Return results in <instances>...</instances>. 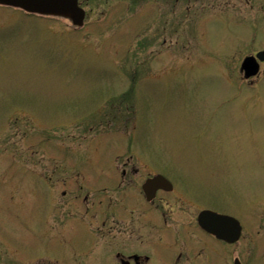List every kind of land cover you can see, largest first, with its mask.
<instances>
[{"label":"rangeland","instance_id":"374dc122","mask_svg":"<svg viewBox=\"0 0 264 264\" xmlns=\"http://www.w3.org/2000/svg\"><path fill=\"white\" fill-rule=\"evenodd\" d=\"M81 6L73 27L0 5V264H108L98 201L144 199L142 179L157 172L174 183L164 201L243 226L232 245L192 227L206 249L179 241L172 264H264V64L250 79L240 68L264 49V0ZM81 201L98 215L78 222ZM174 217L169 226L187 219Z\"/></svg>","mask_w":264,"mask_h":264},{"label":"flooded vegetation","instance_id":"af4514ba","mask_svg":"<svg viewBox=\"0 0 264 264\" xmlns=\"http://www.w3.org/2000/svg\"><path fill=\"white\" fill-rule=\"evenodd\" d=\"M261 64H264V61ZM113 171L115 172L113 173V177L116 182L115 174H117V171H115V169ZM119 173L121 174V179H123V181L127 178L130 179L132 182L131 186L139 184V179L141 178L138 176L139 170L137 167L123 166ZM146 178H148V176L144 179ZM144 179H142L143 182ZM131 182H128V185H130ZM119 183L120 177L118 184ZM111 190L114 192L118 190V188L112 187ZM123 192L120 201L112 202V199L109 201H98V203L100 202L102 204L104 202L107 205L108 221L110 220L108 229L104 232L105 234H108L110 240L108 264H154L152 261L154 260L153 255H161L164 257L165 260L162 264H172V253L174 248L177 247L179 241L181 244H188V242L191 243L189 245L190 248H193L194 244H197L201 246L202 249H206V241L204 242L200 239L199 242H194L192 227L193 229L196 228L200 232L201 238H206L207 241H211L210 239H212L216 242L225 243L200 228L197 218L198 214L204 210V208L223 214H226L225 211H220L213 207L198 206L194 216L193 212L192 215H189L188 213L190 212L189 206L195 201H164L163 198L158 197L162 190H158L156 196L149 201L146 200L145 195L141 190L144 199L132 201L123 198ZM81 202L83 213H78V222H81L80 219H93L98 215L94 213L93 201ZM191 207H194V205ZM179 212H183V214L187 215L186 222H182L176 226H169L166 222L169 220H175L174 216ZM67 221L68 219L66 222ZM78 222H76V224ZM119 223H124V229L119 226ZM146 223H148L150 227L148 232L145 231ZM103 224H105V219H103ZM225 244L227 245V243ZM159 246H163V248L157 250Z\"/></svg>","mask_w":264,"mask_h":264},{"label":"water","instance_id":"95a60500","mask_svg":"<svg viewBox=\"0 0 264 264\" xmlns=\"http://www.w3.org/2000/svg\"><path fill=\"white\" fill-rule=\"evenodd\" d=\"M78 1L79 0H0V4L21 8L30 13L65 17L68 18L72 24L82 26L84 22L83 19H85V11L79 6ZM256 58L263 60L264 51L257 53L256 57L248 56L244 59L242 69L245 71L246 77L254 75L258 71ZM171 188L172 183L161 174L146 179L142 185V190L147 200L154 198L158 189L169 191L172 190ZM197 218L202 228L227 242H234L241 234L240 223L232 216L204 209ZM234 263L241 264L238 257L235 259Z\"/></svg>","mask_w":264,"mask_h":264}]
</instances>
